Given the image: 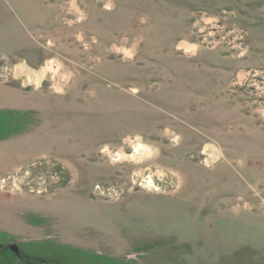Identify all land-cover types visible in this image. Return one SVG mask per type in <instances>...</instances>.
<instances>
[{"label":"rangeland","instance_id":"rangeland-1","mask_svg":"<svg viewBox=\"0 0 264 264\" xmlns=\"http://www.w3.org/2000/svg\"><path fill=\"white\" fill-rule=\"evenodd\" d=\"M0 264H264V0H0Z\"/></svg>","mask_w":264,"mask_h":264},{"label":"water","instance_id":"water-1","mask_svg":"<svg viewBox=\"0 0 264 264\" xmlns=\"http://www.w3.org/2000/svg\"><path fill=\"white\" fill-rule=\"evenodd\" d=\"M13 251H16V248H12Z\"/></svg>","mask_w":264,"mask_h":264},{"label":"bare ground","instance_id":"bare-ground-1","mask_svg":"<svg viewBox=\"0 0 264 264\" xmlns=\"http://www.w3.org/2000/svg\"><path fill=\"white\" fill-rule=\"evenodd\" d=\"M154 190H156V188Z\"/></svg>","mask_w":264,"mask_h":264},{"label":"flooded vegetation","instance_id":"flooded-vegetation-1","mask_svg":"<svg viewBox=\"0 0 264 264\" xmlns=\"http://www.w3.org/2000/svg\"><path fill=\"white\" fill-rule=\"evenodd\" d=\"M15 253H17V252L15 251Z\"/></svg>","mask_w":264,"mask_h":264}]
</instances>
